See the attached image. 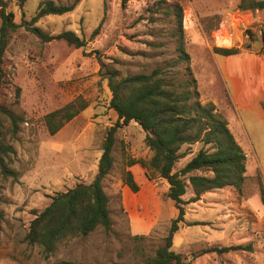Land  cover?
Returning a JSON list of instances; mask_svg holds the SVG:
<instances>
[{"label":"rangeland","instance_id":"374dc122","mask_svg":"<svg viewBox=\"0 0 264 264\" xmlns=\"http://www.w3.org/2000/svg\"><path fill=\"white\" fill-rule=\"evenodd\" d=\"M42 1L27 0L21 7L18 0H8L18 22L31 21ZM53 1L70 4L75 0ZM174 1L79 0L72 11L43 16L33 24L48 34L73 30L87 41L83 47L63 39L44 41L24 25L12 33L4 56L0 104L22 115L24 121L16 136L8 140L12 151L6 161L17 176L0 172V209L4 213L0 263L60 264L67 259L75 264H142L164 243L178 210L167 196L166 179L140 162L129 165L131 159L148 161L152 156L145 131L134 120L115 133L114 163L103 182L110 198L111 230L98 227L87 235L62 240L49 255L41 246L29 245L24 237L34 210L45 208L57 192L91 182L97 173L102 142L118 120L110 107L112 94L104 70L115 69L122 77L171 65L178 57L175 37L170 34L177 21L165 10ZM178 1L184 10L185 46L201 100L206 103L214 97L221 102L224 85L215 48L264 53V18L259 20L257 9L239 8L237 0ZM160 4L159 12L150 11ZM97 27L98 34L92 36ZM246 29L253 31V40ZM225 32L232 34V44L218 45L215 36ZM77 99H83L86 107L50 134L44 115ZM224 104L216 105L227 117ZM201 147V142L184 144L181 151L188 154L176 167H182ZM243 149L247 161L241 188L215 189L187 203L185 221L173 237L172 249L187 260L214 245L251 242L254 251L208 252L194 257L193 264H264V203L260 193L264 177L254 151ZM127 170L134 171L140 186L136 192L124 180ZM125 189L136 198V205L126 207ZM193 194L188 187L184 199Z\"/></svg>","mask_w":264,"mask_h":264},{"label":"trees","instance_id":"16d2710c","mask_svg":"<svg viewBox=\"0 0 264 264\" xmlns=\"http://www.w3.org/2000/svg\"><path fill=\"white\" fill-rule=\"evenodd\" d=\"M27 0H18L22 7ZM127 0H123L126 2ZM79 0L70 4L42 1L31 19L18 22L10 9L8 0H0V91L4 82L3 62L12 33L22 25L44 41L63 39L74 47H83L87 41L73 30L48 34L34 26L40 17L50 14H64L72 11ZM157 4V3H156ZM158 8H150L152 13ZM239 8L263 9L264 0H241ZM168 15L174 14L177 28L170 34L175 37L178 57L171 65L158 66L150 72H138L119 76L115 69L106 68L102 73L107 78L111 91L110 107L117 115V122L108 128L102 142V153L94 179L89 183H78L52 196L51 202L42 210H34L24 241L29 245H39L46 255L53 253L60 241L76 235H87L98 227L111 230L112 219L109 208L110 198L104 188V179L113 167L112 150L117 130L130 121L137 122L145 131V143L152 151L148 161L131 159L129 165L141 163L153 168L169 184L167 196L174 201L178 210L172 220L164 243L151 259L142 264H193L192 260L201 254L230 251H254L251 242L247 244L210 246L195 253L187 260L181 253L172 249L173 237L185 221V205L195 202L209 191L234 186L241 188L246 179L247 153L232 132L228 118L213 101L203 103L197 78L194 76L190 54L185 46L183 26L184 10L175 0L165 9ZM99 32L97 27L92 36ZM251 40L254 33L246 29ZM264 40V35H263ZM250 47V44L247 45ZM215 51L229 55L239 52L237 47H216ZM101 69L105 67L101 63ZM179 67L171 72V67ZM87 103L83 99L71 101L64 106L46 113L43 117L50 134L57 133L67 122L77 116ZM22 115L0 104V172L6 176H17V172L7 163L6 156L12 151L9 138L16 136ZM201 142L202 147L180 168L177 163L188 153L181 151L184 144ZM200 172V173H199ZM149 178L152 177L146 171ZM125 182L133 191L140 186L133 172L127 170ZM191 187L193 196L185 200L184 195ZM264 203V185L260 188ZM4 213L0 209V225ZM196 224V223H194ZM60 264H75L64 259Z\"/></svg>","mask_w":264,"mask_h":264},{"label":"crops","instance_id":"0c3cea01","mask_svg":"<svg viewBox=\"0 0 264 264\" xmlns=\"http://www.w3.org/2000/svg\"><path fill=\"white\" fill-rule=\"evenodd\" d=\"M257 15L263 20L264 8L257 9ZM214 56L224 85V97L221 102L214 97L211 100L216 104L225 102L222 107L232 132L243 148L254 151L264 177V53L241 49L234 54L215 53ZM136 201L125 189L126 207L136 205Z\"/></svg>","mask_w":264,"mask_h":264},{"label":"bare ground","instance_id":"6f19581e","mask_svg":"<svg viewBox=\"0 0 264 264\" xmlns=\"http://www.w3.org/2000/svg\"><path fill=\"white\" fill-rule=\"evenodd\" d=\"M236 24H237V22H236ZM236 24H235V26H236ZM215 37H216L217 44L231 45L232 44V41H233V37H232V41H230V39H229L230 36L229 35H226V36H223L222 37L221 36V33H218Z\"/></svg>","mask_w":264,"mask_h":264},{"label":"built area","instance_id":"2783aa9c","mask_svg":"<svg viewBox=\"0 0 264 264\" xmlns=\"http://www.w3.org/2000/svg\"><path fill=\"white\" fill-rule=\"evenodd\" d=\"M226 35H229L230 37H229V39H230V41H232V34H230V33H221V36L223 37V36H226ZM215 40H216V37H215ZM233 42V41H232ZM217 43V42H216ZM219 45V44H218Z\"/></svg>","mask_w":264,"mask_h":264}]
</instances>
